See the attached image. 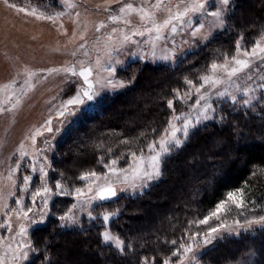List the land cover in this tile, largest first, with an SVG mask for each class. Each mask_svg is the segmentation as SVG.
I'll list each match as a JSON object with an SVG mask.
<instances>
[{
	"label": "trees",
	"instance_id": "1",
	"mask_svg": "<svg viewBox=\"0 0 264 264\" xmlns=\"http://www.w3.org/2000/svg\"><path fill=\"white\" fill-rule=\"evenodd\" d=\"M250 2L231 0L223 26L175 65L132 62L133 85L105 97L70 128L57 146L48 174L50 183L57 179L68 190L83 184L84 174L104 171L113 160L124 167L133 152L143 154L148 145H158L157 137L171 132L172 116L178 117L173 122L177 128L193 123L186 136L177 132L179 146L162 152L161 177L140 194L106 201L97 197L89 214H77L75 222L67 225L61 217L73 198L52 191L50 214L30 232L34 253L23 264H172L181 246L204 228L195 223L235 190L243 192L245 215H263L264 70L255 77L258 85L245 92L225 90L221 95L208 84L197 89L210 76L213 64L222 65L237 54V42L248 50L264 34V1L257 9H251ZM174 184L177 190L171 193ZM162 195L169 203L166 199L151 202ZM97 208L100 213L89 220ZM134 210L144 214L129 213ZM105 212L115 213L109 229L122 240L121 250L102 241ZM196 259L197 264H240L242 260L243 264H264V228L223 237Z\"/></svg>",
	"mask_w": 264,
	"mask_h": 264
},
{
	"label": "rangeland",
	"instance_id": "2",
	"mask_svg": "<svg viewBox=\"0 0 264 264\" xmlns=\"http://www.w3.org/2000/svg\"><path fill=\"white\" fill-rule=\"evenodd\" d=\"M261 1L264 0H251L250 8L257 9ZM158 2L160 10L153 7ZM193 2L194 0H8V4L15 5L8 7L4 0H0V259L3 264H23L34 253L29 234L32 229L42 225L50 214L48 202L52 191L57 196L73 198L63 215L71 218L64 222L70 225L75 215L89 214L92 206L99 201L98 186H111L115 188L116 197H126L144 192L159 180L161 168L160 175L151 180L136 178L132 172V155L124 167L112 165L111 161L106 170L94 172L95 176L91 173L84 174L83 177L87 178L82 179L83 184L71 190L57 179L50 183L48 174L53 169L58 144L68 136L70 128L79 123L83 114L96 109L105 97L117 95L133 85L135 68L132 62H139L140 65H175L184 55L204 45L223 26L232 4L231 0L228 4H224L223 0H198L204 4V8L188 13L182 20L173 19L159 33L160 39H156V32L147 31L153 28L150 19L141 21L138 12L121 13L120 8L125 4H132L137 9L143 8L154 13L155 22L162 24L170 14L183 11L185 5ZM216 11L221 13L219 20L210 15ZM49 16L53 19L46 18ZM112 17L117 19L114 21ZM221 20L223 23H220ZM173 27L174 32L171 30ZM136 32L144 34L137 35ZM125 35L130 39L125 41ZM258 41L264 47V34L256 42ZM253 47L248 49L249 52ZM236 56L237 54L234 57ZM238 58H244L242 53ZM225 64L228 70L235 66L232 58L222 65ZM81 65L92 69L89 80L93 86L94 98L88 100L81 96L83 104L63 108L68 100L82 93L88 85L78 74L50 70L75 68L79 73ZM250 65V68L231 77L218 67L208 77L219 82L210 84L204 81L197 89L199 91L208 84L209 87L219 89L221 94L225 90L240 93L254 88V85H258V78L255 77L260 75V70H264V59L259 55L251 57ZM5 84H10L11 87L5 89ZM62 109L64 115L59 116ZM48 120L52 121L51 132L45 127ZM173 122L175 123L174 119ZM37 130L40 135H36ZM157 138L160 141L162 138L171 139V136L168 131ZM151 154L153 153L146 150L142 155L147 158ZM113 168L116 169L115 174ZM125 176L128 177L127 181L124 180ZM25 177L29 178L27 183ZM57 184L61 187L57 188ZM174 185L169 188L171 193L177 190L176 184ZM45 187L50 191L44 193ZM76 189H80L81 194H77ZM229 193H236L237 199H240V190ZM160 199H166L165 202L169 203L163 195L151 202H162ZM222 202L225 204L224 211L213 216L216 206L206 217V223H200L204 219L195 223L197 228H204L199 235H192L191 240L181 246L178 259L172 264H197L198 254L208 246H213L217 240L264 228V223H248L264 217V213L260 217L245 215L244 209L236 207L228 199V194ZM161 205L166 204L158 206ZM21 209L31 211L25 216ZM99 213L100 209L97 208L89 220ZM129 213L144 214L142 210ZM151 213L157 214L156 211ZM105 215L109 217L108 220L104 219ZM104 216L102 241L105 245L121 250L122 240L109 229V222L115 213L105 212ZM21 225L25 228L23 235L19 234ZM213 228L217 229L214 233L211 232ZM105 233H109L113 239L106 242ZM209 237L210 242L205 243V239ZM21 245L24 246L20 248V252H16ZM59 246L63 247L62 242ZM82 247L86 248L84 245ZM185 248L192 250L185 252ZM65 252L68 254V251ZM20 253H25L26 257ZM244 262L242 260L240 264Z\"/></svg>",
	"mask_w": 264,
	"mask_h": 264
},
{
	"label": "snow or ice",
	"instance_id": "3",
	"mask_svg": "<svg viewBox=\"0 0 264 264\" xmlns=\"http://www.w3.org/2000/svg\"><path fill=\"white\" fill-rule=\"evenodd\" d=\"M4 2L6 4H8V0H4ZM229 0H223L224 4H228ZM8 7H15V5L13 4H8ZM153 7H155L157 10H160V3L158 2L157 4H155ZM204 8V4L203 3H199L198 0H194V2L191 5H185L183 11H179L177 12L175 15L170 14L169 17L167 19H165L163 21L162 24H157L155 22L154 19V13H149L147 11H145V9L143 8H134L132 4H125L123 7L120 8V12L121 13H131V12H138L140 14V19L141 21H144L146 19H150L152 21L153 24V28L147 29L148 32H156L157 36L156 39H160V35L159 33L162 31L163 28L168 27L171 23L172 20H182V18L187 15L188 13L192 12H197L200 11ZM19 11H25L24 9H19ZM35 12V10H33V13ZM170 12V10H169ZM210 15L216 17L218 20L221 16V13L219 11L216 12H211ZM47 19H53V17L49 16L46 17ZM112 20H116L117 17H112ZM126 23H128V21H125ZM220 23H223V21L221 20ZM173 32L175 31V27H173L171 29ZM135 34L137 35H143V32H136ZM130 37H128L127 35L124 36V40L127 41L129 40ZM242 53L243 55V59L238 58L239 55ZM260 56L262 59H264V47H261L260 42H256L255 46L251 49V51L249 52V50L247 49H242L241 48V44L240 42H237V56L232 58V63L235 65L233 67H231L230 70L227 69V64L225 65H216L213 64L212 65V70L215 71L219 68L224 69L227 72L228 76H235L237 75V73L242 72L245 69L250 68V58L251 57H255V56ZM50 71H64L66 73L70 72L72 75H79L80 77H83L84 83L88 85V88L83 90L82 93H78L75 97H73L72 99L67 101V104L63 106V108H67L68 105H74V104H83L84 100L81 98V96L86 97L88 100H92L94 98V93L92 92V84L89 80V77L92 75V69L87 67V66H83L81 65L80 71L79 73H77L75 68H65V69H52ZM204 81L206 83H210V84H215L218 83V80H213L211 77H204L203 78ZM5 89L11 87L10 84H5L3 86ZM247 94V93H246ZM221 95H224V93H221ZM201 100L204 99L203 96L200 97ZM250 101L245 100V104H248ZM169 107H172V102L169 101ZM209 108L211 107V105L208 106ZM71 114V113H69ZM59 116H63L64 115V110L62 109L59 113ZM207 118V117H206ZM173 119H178V117H173ZM52 121L48 120L46 121V125L45 127L47 128V131L51 132L52 128L50 127ZM170 128H171V132L169 133V135L172 137V139H165L162 138L159 142L158 145L157 144H150L148 145V150L150 153H153L151 155H149L147 158L144 157L142 154L140 156H137V154L135 152L132 153V158L134 161V167L132 169L133 175L136 178H143V179H148L151 180L154 177H158L160 175V163L162 160V152H166L168 150V148L170 146H179V144L181 143L180 139L177 137V132H182L185 136L188 133L189 130V124L188 122H185L182 128H177L175 124L170 122ZM167 132V130H166ZM40 131L37 130L36 135H40ZM33 140H35V136H33ZM159 147L160 151L157 150V148ZM117 164L116 160L112 161V165ZM113 173H116V169L113 168L112 169ZM41 172H43V169H41ZM92 176H95V173H91ZM87 177H81V179H86ZM28 177H25V182H28ZM128 177L125 176L124 180L127 181ZM57 188H60L61 185L57 184L56 185ZM50 189L45 187L43 189L44 193L49 192ZM89 191H91V188H89ZM77 194H81V190L80 189H76ZM40 193H37V195H39ZM97 195L100 199H108L112 196L116 195L115 190L111 187V186H98L97 189ZM243 193H240V199H237L236 193H228V199L232 200L233 203L236 205V207H242L244 202L242 199ZM45 204H47V201H45ZM225 209V204L224 202H222L221 204L217 205L216 211L212 213L213 216L217 215V213L224 211ZM21 211H23V214L25 216H27L28 211H31V209L28 210H23L21 209ZM61 219H71L70 217H61ZM105 220H108L109 217L107 215L104 216ZM208 218H205L204 220L200 221V223H206ZM237 223H239L237 221ZM249 224L252 223H264V217H260L259 220H255V221H248ZM217 229L213 228L211 229V232L214 233L216 232ZM25 232V228L23 225L20 226V235H23ZM113 238L111 237V235L109 233H105L104 234V240L107 241H111ZM210 242V237L205 239V243ZM117 246H119V241H116ZM24 245H21L20 247H18L15 251L16 252H20V248H22ZM192 249L191 248H185L184 251L185 252H190ZM21 255L26 257L25 253H20ZM0 264H3L2 259H0ZM165 264H168L167 261H165Z\"/></svg>",
	"mask_w": 264,
	"mask_h": 264
},
{
	"label": "water",
	"instance_id": "4",
	"mask_svg": "<svg viewBox=\"0 0 264 264\" xmlns=\"http://www.w3.org/2000/svg\"><path fill=\"white\" fill-rule=\"evenodd\" d=\"M113 188V187H112ZM114 190H115V188H113ZM97 197H98V195H97ZM113 197V196H112ZM112 197H110V198H112ZM99 198V197H98ZM110 198H108V199H110ZM100 199V198H99ZM108 199H101V200H108Z\"/></svg>",
	"mask_w": 264,
	"mask_h": 264
}]
</instances>
